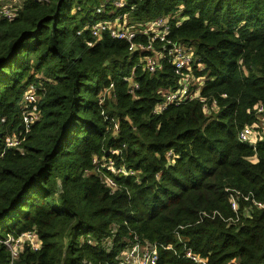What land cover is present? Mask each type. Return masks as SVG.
I'll return each mask as SVG.
<instances>
[{
    "label": "trees",
    "instance_id": "obj_1",
    "mask_svg": "<svg viewBox=\"0 0 264 264\" xmlns=\"http://www.w3.org/2000/svg\"><path fill=\"white\" fill-rule=\"evenodd\" d=\"M100 1L22 0L0 21V240L31 231L41 243L13 264H116L134 237L172 247L156 264H194L184 246L207 264H264V208L255 205L264 207V136L254 149L238 141L264 103V0H128L98 15ZM108 11L139 25L170 17L168 37L193 50L200 96L217 110L205 114L192 99L153 113L162 92L179 87L167 60L149 74L126 42L76 34ZM30 84L41 88L38 119L7 148V136L22 137ZM108 161L135 175H113ZM96 169L118 185L113 194ZM9 263L0 244V264Z\"/></svg>",
    "mask_w": 264,
    "mask_h": 264
},
{
    "label": "built area",
    "instance_id": "obj_2",
    "mask_svg": "<svg viewBox=\"0 0 264 264\" xmlns=\"http://www.w3.org/2000/svg\"><path fill=\"white\" fill-rule=\"evenodd\" d=\"M20 1V2H19ZM46 1V0H37ZM128 4V0H102L95 8V13L100 15L106 13V8L111 7L115 11H120ZM22 0H0V21L12 20L19 9L21 8ZM130 9H133L134 4H130ZM130 12L114 13L108 11V15H113L110 19L102 20L91 25L85 26L77 31V36L81 35L84 30H88L92 38L97 39L101 33H107L111 39L124 41L129 46V51L137 52L141 55L139 66L144 68L149 74H154L161 68V60L165 59L173 67L174 74L178 77L179 87L175 91L166 90L162 92L163 102L154 108L153 113L158 114L165 110L168 105L181 104L192 99H198L202 104V110L205 114H210L217 110V104L212 101L210 104L206 98L200 96V89L204 83V78L194 75V70L200 71L203 66L194 56L193 50L184 43H178L170 40L168 37L171 30V18L168 16H159L155 19L143 23H131ZM138 38H144V41H139ZM138 40V41H137ZM93 43H88L91 46ZM146 54L145 56H142ZM195 67V68H194ZM132 76L125 78V81L131 82ZM134 83V82H133ZM129 89V93L138 88L134 83ZM41 88L30 84L24 91L20 105L22 118V137L7 136L5 138V146L7 148L18 147L25 136L30 132L31 126L38 119V92ZM224 97V96H223ZM256 122L252 125L244 126L238 133V141L242 144H247L255 147L257 141L264 136V103H259L254 106ZM170 156V154H168ZM96 165L97 162H94ZM104 169L108 170L113 175H135L134 172L126 171L123 167L116 168L111 161L104 165ZM96 174L100 179L101 184L114 193L119 187L115 181L106 174L96 169ZM228 191V190H227ZM240 194L232 192L230 194V206L234 213L238 209V199ZM245 201L247 197H243ZM258 208H264L260 204H255ZM217 213H213L211 218H214ZM202 216L210 217L202 213ZM179 242L182 239L177 235ZM0 244L4 245L10 254V263L13 264L18 258L23 249L28 246L31 251H39L41 243L35 233L23 232L17 235L7 234L6 237L0 240ZM105 245L110 247V240H105ZM172 250L171 246L161 247L156 243L148 241H140L136 237L131 243L121 249L116 258V264H156L158 261V250ZM183 257L194 264H207L206 259L193 253L189 248L184 246Z\"/></svg>",
    "mask_w": 264,
    "mask_h": 264
},
{
    "label": "rangeland",
    "instance_id": "obj_3",
    "mask_svg": "<svg viewBox=\"0 0 264 264\" xmlns=\"http://www.w3.org/2000/svg\"><path fill=\"white\" fill-rule=\"evenodd\" d=\"M12 1V0H11ZM20 2V1H19Z\"/></svg>",
    "mask_w": 264,
    "mask_h": 264
}]
</instances>
